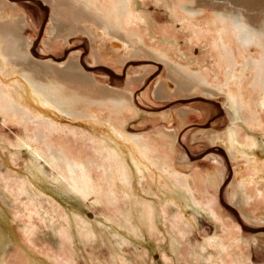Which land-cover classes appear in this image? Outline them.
<instances>
[{
	"label": "rangeland",
	"instance_id": "obj_1",
	"mask_svg": "<svg viewBox=\"0 0 264 264\" xmlns=\"http://www.w3.org/2000/svg\"><path fill=\"white\" fill-rule=\"evenodd\" d=\"M179 1L131 0L130 14L124 21L125 28L129 33L139 31L144 39L143 45L137 41L133 47V44L129 45L128 42H124L123 46L115 45L113 40L116 37L106 33H101L94 42L87 32L72 30L68 20L54 16L52 12L54 4L47 0H4L6 6L18 7L16 11L11 8L14 11L12 16L17 13L25 15L29 25L24 29V33L30 36V51L35 58L42 61L51 59L60 63L69 62L71 57L77 58L81 73L95 77L98 85L108 87V93L118 92L129 98L131 105L129 104V108L124 111L125 132L147 136L152 144L161 147L163 141L155 131L163 129L177 131L176 166L186 171L188 175L197 173L201 177L220 169L221 182L218 188H212L198 182L195 175L197 187L205 189L208 198H214L213 204L203 205L195 200L201 199V194L196 193L194 197L188 196V198L171 197L174 192L166 191L150 176L141 179L140 184L136 183V173L131 170V173L132 171L135 173L130 177L133 183L132 191L134 193L140 191L139 194L142 195L135 193L140 202H134L132 198L125 200L122 197V180L116 178L110 184L103 158L99 153L101 144L115 145L109 138L105 129L107 127H92L86 122L62 118L60 125L63 130L58 131L61 134L58 138L61 139L57 140L56 137L54 140L64 143L68 157L83 165V178L88 179V185L96 190L84 194L78 192L72 182L62 178V175L68 173L65 165L55 163L49 165L44 160L36 162L29 148L19 145L20 134H23L21 125L6 123L0 115V180L3 181L0 182V195L2 193L4 197L2 203L0 202V209L2 208L0 259H3V262L15 260L14 253L17 248L16 242L11 238L13 233L9 232L8 222L15 223L13 226L16 227L11 229L15 231L19 228L18 224L22 223V226H25L23 222L26 221L20 216L22 206H17L12 198L16 195L13 188L17 189L22 181H29L28 175L33 164L37 166L44 164V181L39 186L34 185L35 182L28 183L27 190L31 193L36 187L37 193L43 191L40 198L44 207H41L47 209L50 202H57L56 204L64 211V217L54 221L49 220L46 218L47 213H42L40 210L42 208L38 209L37 206L36 210L45 217L42 218L36 210L32 212L33 215L35 214L34 225L39 226L35 227L32 238L38 248L49 247L59 252L66 242L59 232L67 221L71 235L66 245L73 253L71 264H227L226 251L219 254L216 246L209 244L211 239L217 238V234L224 235V228L227 227L233 230L229 239L236 244L239 243L249 263L264 264V222L257 223L250 220L231 200L235 187L233 179L236 162L230 158L224 144L212 143L207 134L222 133L231 125L225 106L227 100L225 94L207 95L199 88L182 91L178 83L172 80L167 63L157 58L156 54L153 55L155 52L151 54L147 52V49H157L172 62L188 67L192 72L208 71L213 83L218 81L215 75L222 78V71L217 64L218 53L211 43V35L215 31L212 30L213 25L207 24L205 18L201 16L200 19H195L196 26L190 28L184 12L179 9L177 11L179 15L175 11ZM241 1L255 12L264 8V0ZM101 2L109 4L104 0ZM197 2L198 6L206 10L205 15L212 12V1L197 0ZM52 16L62 23L66 21L67 24L60 30L54 28L51 31L49 27H54ZM248 16L253 24H258L261 20L258 13L257 15L249 13ZM210 27L211 29H208ZM196 30L200 31L199 35L196 34ZM67 32L69 34H64ZM143 46L147 49L145 50ZM164 81L170 85L167 92L163 87ZM249 88L247 82L244 89L246 101L251 97ZM107 109V106L95 107L94 111L106 119L105 117L109 116ZM186 112L188 113L186 118L181 119ZM240 123L244 135L254 136L258 140L259 146L256 151L264 159V125L253 127L241 120ZM188 163H193V167L185 168ZM241 166L242 175L251 172L243 163ZM9 175H13L14 178L6 181L5 177ZM263 180L261 183L264 182ZM44 183L45 185L42 186ZM112 187L116 190L118 199L110 204L106 202L105 196ZM263 188L262 184L256 198L245 207L247 212L264 210ZM251 190L252 193L256 192L250 187L249 191ZM144 200L154 204L156 209L154 227L150 226L149 218L142 210L141 203H144ZM4 201L6 205L3 204ZM125 211L130 214L126 215ZM10 212L16 214L15 217ZM186 221H192V230L184 227L183 223ZM70 226L71 228L73 226V230ZM169 242L173 243L175 253H172V248L167 249ZM228 254H233V249H228Z\"/></svg>",
	"mask_w": 264,
	"mask_h": 264
},
{
	"label": "bare ground",
	"instance_id": "obj_2",
	"mask_svg": "<svg viewBox=\"0 0 264 264\" xmlns=\"http://www.w3.org/2000/svg\"><path fill=\"white\" fill-rule=\"evenodd\" d=\"M47 1L54 4L52 12L55 17L68 20L72 30L87 32L94 42L101 33H106L116 37L113 42L117 46H123L124 42H128L129 45L133 44L134 47L137 41L140 42V45L144 44V39L139 31L129 33L125 28L124 21L130 14L131 0H110L109 2L104 0L109 4L102 3L101 0ZM210 1H212L213 7L212 12L207 13L209 15H205L206 12L204 11L206 10L196 4L197 0H180L175 11L177 14H179L177 12L179 9L184 12L190 28H194L195 19H200L201 16L205 18L203 19L206 20L207 24L213 25L212 30L215 31L211 35V43L217 50V64L222 71V78L215 75L218 80L216 83L210 80L211 74L208 71L192 72L190 68L172 62L160 50L147 49L144 46L143 48L147 49L150 54L155 52L153 55L156 54L157 58L159 57L167 63L172 74V80L178 83L182 91L199 88L201 92L203 91L207 95L225 94L227 99L225 106L231 125L222 133L208 132L207 134L212 143L224 144L230 158L236 162L235 178L233 179L235 187L231 200L247 218L257 221V223L264 222V210H251L250 212L245 210V207L256 198L261 185H264V182L261 183V180L264 179V159L256 151L259 146L258 140L254 136L244 135L240 123L241 120L253 127L264 125V122H262L264 118H262L264 114L262 113L264 112V8L255 12L254 9V11L250 10L241 0ZM6 5L4 0H0V115L6 123L21 125L23 134H20L19 145L28 147L36 162L44 160L47 164L65 165L69 174L62 175V178H66L67 182H72L78 192L88 194L96 191L95 188L88 185V179L83 178V165L71 160L67 155L65 144L54 139L56 137L57 140L61 139L58 136L61 135L59 132L62 129L60 125V119L62 118L86 122L92 127L106 126L105 129H107L109 138L114 141L115 145L101 144L99 153L103 158L104 169L110 184L116 178L122 180V197L125 200L133 199L134 202H140L135 196V193L138 192L139 194L140 191L135 193L132 191L133 183H131L130 177L135 172L136 183L141 182L144 177L150 176L166 191L174 192L175 195L173 194L171 197L188 198V196L194 197L196 193H199L202 195L201 199H195L200 202L198 204H213L214 198H208L205 195V189L197 187L195 175L198 182L205 183L212 188H218L221 182L220 169L201 177L197 173L188 175L186 171L178 168L175 161L177 131L166 129L155 131L163 141L161 147L152 144L147 136L131 135L125 132L123 129L124 111L129 108L128 105L130 104L127 95L124 96L118 92L117 94L108 93V87L98 85L95 77L81 73L80 63L76 61L77 58L71 57L67 63H60L51 59L42 61L35 58L30 51V36L24 33V29L29 25L25 15L17 13L12 16L18 7ZM11 8L15 10L12 11ZM249 13H255L256 15L258 13L261 19L260 22L258 24L251 23ZM54 16H52L54 27H49L51 31L54 28L60 30L67 24L66 21L62 23L60 20H55ZM71 28L69 29L71 30ZM208 29H211V27ZM64 34L67 35L69 32ZM196 34L199 35L200 31L196 30ZM139 47L137 46V48ZM247 82L250 85L251 97L246 101L244 89ZM163 87L167 92L170 85L167 81H164ZM103 106H107V110H109V116L105 117L106 119H103L94 111L95 107ZM187 114L186 112V115H183L181 119L184 120ZM98 128L96 129L98 130ZM56 131L59 132L54 134ZM96 148L98 149V147ZM241 163L246 165L251 172L242 175L240 173ZM43 166L44 164L39 166L33 164L30 168V175H28L29 181H22L17 189L13 188L16 195H13L12 198L17 206H22V210L19 209L22 212L20 216L22 219L25 218L26 221L23 222L25 226H22V223L18 224L17 227L19 228L15 231L11 230L16 227L13 226L15 223L10 224V221L8 222L9 232L13 233L11 238L14 239L17 247L16 253H14L15 260L3 262V259H0V264H71L73 260V253L66 245L69 235H71L67 221L59 232L66 241L63 244L64 248L59 252L49 247L38 248L34 243V238H32L35 227H39L34 225L36 224L35 214L33 215L32 212L36 210L37 206H39L38 209L41 206L44 207L40 198L43 191L37 193L36 187H34V191L29 193L27 184H34L35 182L34 185L39 186L44 181ZM192 167L193 163H188L185 168ZM59 170L58 172L61 171ZM131 170H134V172L131 173ZM12 176L5 177V180H11L14 178ZM59 180H61L60 177ZM75 184L81 185L77 186ZM44 185L45 183L42 186ZM250 187L256 192L249 191ZM135 188L140 189L137 186ZM116 193V190L112 187L109 194L105 196L106 202L108 201L111 204L117 200ZM140 194L142 195V193ZM2 195L1 193V203L2 199L4 200ZM56 203L50 202L47 209L42 207L40 209L42 213H47L46 218L49 220L54 221L64 217V211ZM3 204H5V201ZM141 204L143 212L149 218L150 226L154 227L156 225L154 204L146 200ZM19 210L16 211L19 212ZM11 214H13L12 216L16 215ZM125 214L129 215L130 213L125 211ZM44 217L42 216V218ZM126 218L128 217L126 216ZM146 220L148 222V219ZM39 223L41 224V221ZM183 224L186 229L193 228L192 221H186ZM227 228H224V235L217 234V238L211 239L209 244L215 245L219 254L226 251L227 258L225 261L227 264H250L239 243L236 244L232 239H229L233 230H230V227L226 230ZM71 229L73 230V226ZM172 245L173 243L169 242L167 249L172 248V253H175ZM230 248L233 249V254H228Z\"/></svg>",
	"mask_w": 264,
	"mask_h": 264
}]
</instances>
